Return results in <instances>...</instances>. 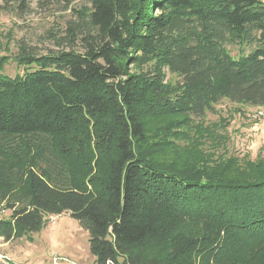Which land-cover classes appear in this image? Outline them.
<instances>
[{
  "label": "trees",
  "instance_id": "obj_1",
  "mask_svg": "<svg viewBox=\"0 0 264 264\" xmlns=\"http://www.w3.org/2000/svg\"><path fill=\"white\" fill-rule=\"evenodd\" d=\"M89 1L79 50L21 44L23 73L0 74V236L68 212L98 264H264V155L216 156L226 134L195 123L224 98L264 108V1Z\"/></svg>",
  "mask_w": 264,
  "mask_h": 264
},
{
  "label": "rangeland",
  "instance_id": "obj_2",
  "mask_svg": "<svg viewBox=\"0 0 264 264\" xmlns=\"http://www.w3.org/2000/svg\"><path fill=\"white\" fill-rule=\"evenodd\" d=\"M27 3L28 8L20 11L15 5L3 6L0 0V58L4 57L6 60L0 67V74L9 77L22 74L25 69L15 57L21 44L33 48L38 54L68 50L71 47L79 50L78 45L70 46L68 39L63 40V38L67 37L69 22L77 21V12L85 11L90 7L89 0H27ZM251 47V45H227L234 57L247 53ZM165 80L173 83L179 79L165 70ZM263 110L264 108L232 103L224 98L214 105L212 111L206 112L201 120H196L195 123L201 121L203 126L209 128L218 125L215 131L226 134L228 141L224 147L211 149L216 156L223 154L226 158L229 155L242 156L246 153L251 159H255L258 154L264 155V121L256 116L258 111ZM9 212L7 210L5 216H8ZM31 236L33 243L23 242V244L29 245L33 251V256L29 257L32 262L36 260V256H48L51 250H57L53 244L55 238L65 245L64 250L67 252V254L58 252L59 256L64 258L61 264L73 262L98 264L89 251L87 231L77 220L70 217L68 212L47 216L43 228L32 233ZM22 238V241H25L26 238ZM32 262L28 264H33ZM49 262L50 256L38 264Z\"/></svg>",
  "mask_w": 264,
  "mask_h": 264
},
{
  "label": "crops",
  "instance_id": "obj_3",
  "mask_svg": "<svg viewBox=\"0 0 264 264\" xmlns=\"http://www.w3.org/2000/svg\"><path fill=\"white\" fill-rule=\"evenodd\" d=\"M23 238H15V239H10V240H4L3 237L0 236V251L1 253L9 259L11 263L15 264H21V263H30L32 262L29 257L33 256V251L30 249V246L23 244L24 243H33V241H29L25 239V241H22ZM53 244L56 246L57 250H51L48 253V256L52 252H60L67 254L65 252V245L59 242L58 239L53 238ZM63 254L64 256H66ZM70 255V254H69ZM48 256H36L35 261L32 262L33 264H38L41 262H44L47 260ZM67 257H73V256H67ZM72 260V258H71ZM74 261V260H73ZM75 263V262H74Z\"/></svg>",
  "mask_w": 264,
  "mask_h": 264
},
{
  "label": "built area",
  "instance_id": "obj_4",
  "mask_svg": "<svg viewBox=\"0 0 264 264\" xmlns=\"http://www.w3.org/2000/svg\"><path fill=\"white\" fill-rule=\"evenodd\" d=\"M258 118H260L262 121H264V110L263 111H258L257 115ZM7 209L4 207H0V219L6 215ZM50 262L47 264H61L62 256H59L58 253L52 252L50 253ZM9 259H7L3 254L0 253V263L1 264H9ZM21 264H28V263H21ZM72 264H75L74 262Z\"/></svg>",
  "mask_w": 264,
  "mask_h": 264
}]
</instances>
